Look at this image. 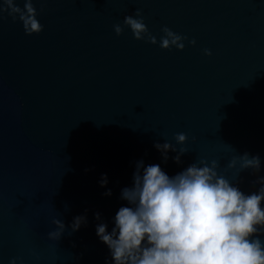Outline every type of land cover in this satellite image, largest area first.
Here are the masks:
<instances>
[{
  "label": "water",
  "instance_id": "1",
  "mask_svg": "<svg viewBox=\"0 0 264 264\" xmlns=\"http://www.w3.org/2000/svg\"><path fill=\"white\" fill-rule=\"evenodd\" d=\"M2 3V0H0ZM23 8L24 0H16ZM39 34L0 13V264H105L96 225L126 201L137 161L170 176L201 159L245 192L264 176V0H33ZM140 10L195 40L164 50L136 40ZM124 27L121 35L114 25ZM209 49L211 56L205 55ZM177 133L188 140L176 145ZM187 149L163 163L155 142ZM259 154L261 171L229 162ZM87 170V171H86ZM107 188L100 186L102 174ZM112 190L110 197L103 195ZM101 214V221L95 213ZM88 224L71 232L73 218ZM62 220L59 241L48 238Z\"/></svg>",
  "mask_w": 264,
  "mask_h": 264
},
{
  "label": "clouds",
  "instance_id": "2",
  "mask_svg": "<svg viewBox=\"0 0 264 264\" xmlns=\"http://www.w3.org/2000/svg\"><path fill=\"white\" fill-rule=\"evenodd\" d=\"M0 13L22 22L28 35L43 31L33 0H24L23 8L16 0H2ZM123 25L136 40L159 43L164 50L174 47L182 51L185 41L196 44L194 39L189 41L166 26L157 41L139 9L125 16ZM124 27L114 25L115 33L121 35ZM204 54L212 55L209 49ZM174 139L176 145H184L188 137L177 133ZM153 147L160 152L163 163L170 159L169 152H174L171 159L179 165L187 153V149L168 141L155 142ZM238 163L241 172L261 171L259 154L245 152L234 157L228 167L235 169ZM218 168L216 160L201 159L170 176L160 164L137 161L132 185L124 187L120 194L126 206L116 212L111 231L108 223L101 221V214H94L101 221L96 225V236L109 250L105 264H264V176L253 181L259 185L257 190L245 192L240 183L220 174ZM99 184L107 188L106 173ZM103 195L110 197L112 190L107 189ZM53 224L56 230L49 232L48 238L59 241L66 225L60 219ZM87 224L86 214L77 215L67 227L77 232ZM18 259L12 258L9 264H18Z\"/></svg>",
  "mask_w": 264,
  "mask_h": 264
}]
</instances>
